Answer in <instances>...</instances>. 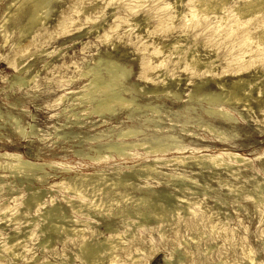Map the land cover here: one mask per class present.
<instances>
[{
	"label": "rangeland",
	"instance_id": "1",
	"mask_svg": "<svg viewBox=\"0 0 264 264\" xmlns=\"http://www.w3.org/2000/svg\"><path fill=\"white\" fill-rule=\"evenodd\" d=\"M16 1L0 0V163L5 162L2 154L18 153L24 159L41 164L43 169L33 172L28 181L22 177L18 187L0 186V208L9 205L12 209H19L18 204H23L28 187L42 190L45 205L50 204L49 199L53 196L66 215L87 222L88 231L95 230L97 238L109 236L106 223L112 222L116 228L123 229V219L117 215H106L104 208L102 211L83 210L85 213L73 211L62 197L66 194L63 188L66 181L75 176L93 174L100 179L96 174L103 171L113 178L111 173L115 166L126 170L125 167L146 164L144 160L149 157L141 155L142 147L132 148L134 154L131 159L117 156L113 148L122 141L151 137L161 143L168 142L165 135L169 133L190 143L191 148L202 147V152L219 154L232 150L248 158L250 165L241 163L235 169V164L219 168L187 163L158 168L164 172L184 174L181 193L172 187L170 190L180 196L179 200L199 201L201 206L191 203L194 209L187 214L183 209L170 214L167 221L159 224L164 226L163 235L159 234V222L154 219L143 226H133L136 235L120 244L118 249L130 247L127 252L134 254L135 237H152L151 244L141 241L137 245L144 249L140 253V263L165 264L164 260L169 259L173 264H214L220 259L221 264H264V203L260 201L264 195V43L257 48L255 39L242 42L245 31L253 32L259 28L264 10L253 17H237L232 14L233 6L243 0H229L222 12L210 10L203 15L197 10L193 17L189 11L196 8V0H51L42 9V21L20 37L17 23H4L2 18L7 13V5L10 3L8 10L13 11ZM164 3H169L170 8L162 9ZM217 14L229 15L219 29L217 19L213 17ZM25 17V13L20 14L18 21L24 23ZM247 19H250L247 24H234V29L228 32L233 22ZM6 30L8 33H4ZM175 41L184 45V58L173 50ZM22 47H26V53L14 60L15 52ZM107 58L115 64L128 66L126 76H118L114 66L115 72L112 66L106 63L104 66ZM192 59L200 63L194 64ZM206 61L211 64L204 71L202 63ZM95 62L97 64L94 65ZM110 69L115 75L107 71ZM86 70L89 74L85 73ZM107 72L110 77L115 76L116 81H110L112 78L106 75ZM91 74L110 81L108 87L117 92L107 88V93L131 98L130 105L122 107L116 104L117 107L114 104L113 108H100L97 98L103 93L92 82L94 76ZM14 75L24 77L21 84L16 83ZM237 78L248 80L251 85V92L243 98L244 102L208 100L206 93L224 91ZM7 84H11L10 87ZM90 85L95 87L88 89ZM155 89L158 91H152ZM190 94L194 97L189 98ZM222 113H228L231 119L223 120ZM207 124H213L218 132L210 131ZM124 130L131 131V134L120 137ZM220 135L225 140L222 141ZM98 152L107 158H89ZM180 153L173 149L167 157ZM183 154H189V151H183ZM5 174L7 170L0 169V176ZM5 179L11 180L10 176ZM134 179L156 188H166L163 175ZM56 183H62V187ZM259 183L262 186L256 190ZM185 185H188V192ZM138 194L137 191L132 192V195ZM67 196L80 205L81 198L72 194ZM90 197L88 193L87 198ZM124 206L131 209L134 205L128 202ZM39 208L40 205L22 209L16 223L0 220V244L22 235L21 246L16 247L20 254L11 256L3 253L0 261L6 264H40L47 259L56 264H82L75 255L78 241L71 240V237L54 238L51 245L44 248L37 243L42 222L36 215ZM120 208L116 206L113 210ZM184 220L194 221L196 225L188 229L183 225ZM218 220L225 225L212 231L211 223ZM173 224L178 225V230L173 231ZM192 236L197 239L193 240ZM182 239L184 242L179 241ZM63 246L66 247L64 251ZM247 249L252 251V262L245 255ZM183 250L188 255L177 262ZM107 259L104 257L102 263L108 264ZM124 261L128 262V259Z\"/></svg>",
	"mask_w": 264,
	"mask_h": 264
},
{
	"label": "bare ground",
	"instance_id": "2",
	"mask_svg": "<svg viewBox=\"0 0 264 264\" xmlns=\"http://www.w3.org/2000/svg\"><path fill=\"white\" fill-rule=\"evenodd\" d=\"M50 1L51 0H18L15 3V8L13 11L8 10V7L10 5V3H9L7 5V8H6L7 13L2 16L3 21H4V23L10 22V21L16 22L17 23V30H18L17 32L19 33V36L20 37L25 36L36 25H38L42 21V17H41L42 9H44ZM228 2H229V0H196V3H195L196 8L193 9L192 12L191 11H189V12L193 17L195 16L194 13L197 10L198 11L200 10L203 15L208 13L210 10L211 11L216 10L215 12L219 13V12L226 10V6H227ZM130 5H133V4H130ZM168 6H170L169 3H164L163 7H161V8L167 10L168 8H170ZM262 10H264V0H243L242 2L234 4L232 14H236L237 17H248V16L253 17L254 15H257L260 12H262ZM24 13L26 14V17H25L26 20L24 23H21L18 21V18L20 16V14H24ZM228 16L229 15H224V14L223 15L217 14V15L213 16L214 18L217 19V28L218 27L221 28L220 27L221 24L225 21V19ZM203 17H201L200 20H202ZM261 19H262V20H260L261 24L258 26L259 27L258 29H256V30L254 29L255 31H253V32H251L250 30H247L242 34V42L248 43L251 38L255 39L254 42H255V45L257 48H259L261 46V44L264 43V16ZM249 21H250V19H247L244 22H239V23L233 22L231 24L232 28L230 27L228 29V32H231L234 29V26H236L237 24H243V23L247 24ZM234 24H236V25H234ZM1 25H3V24H1ZM215 25H214V27H216ZM4 27H5V25H4ZM217 30H215V31L217 32ZM9 32H10V30H9ZM4 33H8V31L6 30V31H4ZM250 33H253V34H250ZM7 35L8 34H6V36ZM29 44H31V43H29ZM25 48L22 47L21 49H18V51L15 52V55H14L15 57L14 58L12 57V58L14 60H18L19 59L18 57H20L22 55V53H26ZM172 48L175 52H177V54L180 58H184V49H185L184 45H182L178 41H175L172 44ZM170 57H172V56H170ZM104 59H103V61H105ZM237 60H239V59H237ZM96 61L99 62L97 59H96ZM166 61H167V59H166ZM97 62H95L94 65L97 64ZM105 63L110 67L112 66L111 67L112 69L115 67L114 69L117 70L116 73L120 77L121 76L125 77L126 72L128 73V71H127L128 66L115 64V62L111 61L110 58H107L106 62L103 63L104 66H105ZM192 63L199 64L200 61L192 59ZM210 64H211L210 61L203 62L202 65L205 68L203 70L205 71L207 68H209ZM165 65H166V63H165ZM256 66H257V64L255 65V67ZM23 68L24 67H22V69ZM108 68L109 67H107V69ZM87 70H88V68H87ZM87 70L85 71V73L89 72ZM115 70H114V72H115ZM107 71L108 72L110 71L111 73L113 72V71H111V69L107 70ZM113 73L111 74L112 76L115 75V73L114 74ZM199 73H202V72H199ZM17 75H19L18 72H17ZM81 75H83V74H81ZM85 75L86 74H84V76ZM91 75L94 76V74H91ZM106 75L108 76L109 73ZM93 76H92V78H93ZM112 76L110 77V75H109L108 77L112 78ZM14 78H16V83H19V84H21L22 79H24V77H16V76ZM100 78H102V77L98 78V77L94 76L93 80L90 78V80H92V82L95 84V86L96 85L99 86V88L102 90L103 95L101 97L99 96L98 98L96 97L97 103L99 104L98 106H100V108H101V106H104V107L106 106V107H108V109L111 107L113 108L114 104L115 105L117 104V105L122 106V107L123 106L128 107L130 105L131 98L119 97V96H116L115 94H108L107 93L108 90H110V87H108L110 84L109 82L110 81H112V82L116 81V80H114V79H116L115 76L111 80L108 79V80H110L108 82L104 81ZM106 80H107V78H106ZM45 81H46V79H45ZM33 83H35V82H33ZM9 85H11V84H9ZM9 85L7 87H10ZM23 85H25V84L23 83ZM91 85L89 86L88 89L95 87V86L91 87ZM107 88H109V89L107 90ZM112 88H114V86ZM114 90H116V89H114ZM16 91H17V89H16ZM152 91L157 92L158 89H155ZM162 91H164V90H161V92ZM87 92H88V90H87ZM97 92L99 93L100 91H97ZM104 92H105V94H104ZM111 92H117V91H111ZM111 92H109V93H111ZM250 92H251L250 82L248 80H244L243 78H237V79H233L231 81L230 86L226 90L220 91V92L210 91V92L206 93V97H208L209 101H213V102L225 100V101H231V102L237 103L239 101H242L246 95L250 94ZM167 93H169V92H167ZM258 93H260V91H258ZM26 94H28V93H26ZM81 95H82L81 98H83V96H84L83 92ZM172 95H174V94H172ZM60 96H62V95H60ZM60 96H59V98H61ZM175 96H177V95H175ZM200 96H202V95H200ZM193 97H194V95H192V94L189 95V98H193ZM64 98L66 99V97H64ZM85 98H87V97H85ZM178 98H180V97L178 96ZM76 101L78 102V100H76ZM21 102L22 101H20V103ZM243 102H244V100H243ZM18 105H19V102H18ZM146 105L148 106L149 104H146ZM13 106H15V105H13ZM108 109L106 111H108ZM89 111L90 110H88V112ZM104 111H105V109H104ZM104 111L102 108V112H104ZM84 112L85 111L83 110V113ZM213 112H214V110H212L211 113H213ZM84 114H86V113H84ZM93 114H94V111H93ZM68 115H70V114H68ZM221 118L223 120L231 119V115H229L228 113H222ZM233 121H235V119ZM61 126H62V124H61ZM206 126L210 131H213L215 133L218 132V129H215L213 124H207ZM11 127H13V126H11ZM28 128H31V127L29 126ZM21 130H23V129H21ZM18 131L20 132V128ZM210 131H209V133H211ZM129 134H131V131L124 130L123 132H121L119 134V136L124 137V136H127ZM217 136L219 137L218 134H217ZM165 137L167 139H169L168 142H162L161 143L158 140H155L153 137H151L149 139L122 141L121 143H119L117 146H115L113 148L114 151L116 152L117 156H119V157L122 156L123 159H131L132 155L134 154L132 152V148L134 149V147L135 148L142 147L143 152L141 153V155L145 154L146 157H149L146 160H144L146 164H144V163L139 164V167H137L136 165H133L129 168L125 167V168H127L126 170H122V167L119 165L115 166V167H113V169H112L113 172L111 173L114 176L113 178H109V174L106 171H103L102 173L96 174V176H99L100 179H96L94 177V174L93 175H80L78 177L75 176V177L71 178L70 180L66 181V183L64 182L66 185L63 188H64L66 194H62V197L64 198L63 200L67 203V205L73 211H75V212L76 211L77 212L83 211V210L86 211L88 209L89 210H91V209L92 210H101V208L103 210V208H104L106 213H107V214L105 213L106 215H112L113 217H115L117 215L123 219V222H124L123 229L116 228L112 222H108V223H106V226H107V230L109 231V236H102V238H97V236H96L97 232H95V230H90V232L88 231L87 222H85L84 220H79V219L73 218L72 216L66 215L65 212L63 211L62 207H60V205L56 203L55 197H53V196L50 197V199H49L50 204L45 205L43 203L44 191L38 190V189H31L30 187L27 188V190L23 196L24 197L23 204L21 201H20L21 203L18 204V205H20L21 208L17 209V207H16V208L12 209L9 205H5L4 207L0 208V220L6 221L8 219V220L14 221L16 223L19 221V215L22 213V209L29 210L32 207H38L40 205V208L37 209L36 215H38L40 217L39 219H41V221H42L40 224V227H39L40 235L37 238V243L39 245H41V247L44 248L46 246L51 245L52 240H54V238H61L64 235V236H66V238L71 237V240H77L78 241V244H76L77 248L75 249L76 250L75 255L81 259L82 264H103L102 261H103L104 257L108 258L107 259L108 264H115L117 261L120 262L118 264H149V262H147V261L141 262V263L139 262V260L141 258L140 253L142 251H144V249L138 247L137 245L141 241L142 242H149L151 244L152 237H150L149 239L140 238V236L135 237V239L133 241V247H134V250L136 252V253H134L135 255L127 252L130 249V247L124 246V247L120 248V250L118 249L120 244H122V245L125 244L126 241L128 240V238L136 235V230H134L133 226H139V227L143 226V224L145 225V224L149 223L152 219L158 221L159 223L158 222H156V223H158V225H159L160 223L167 221L170 214H174V212H178V211H180V209L185 210L186 214H187V211L190 212L191 210H193L194 207L192 208L190 206L191 203L195 204L196 206H199V207L201 206V203L199 201L192 202V201H189L188 199H185L184 201L179 200L180 196H178L175 192L170 190V187H172L173 189H177L181 193L182 189H184L182 183H185L184 179L186 177L184 174H181V173H178L175 171L164 172L158 168L167 167L171 164L183 165V164H187V163H195L201 167H203L204 165H213V166H216L219 168L230 167V166H233V164H235V169L239 168L241 163H243L245 166L250 165V160L248 158H246L243 155H241L237 152H234L232 150L222 151L219 154H211V153H206V152L200 151V149L202 147H192L191 148V147H189L190 143H186L182 140H179L169 133H166ZM221 137H222L221 138L222 141L225 140L224 136H221ZM173 149H175V150H177V152H181V153L178 155H175V156L167 157L169 152H171ZM186 150L189 151V154H183V151H186ZM263 155L261 154V156H263ZM2 157L5 159V162L2 164L0 163V169L7 170V174L0 176V186L6 185L8 187H11V186H15V187L17 186L18 187L22 183V177H25V179L28 181L29 178L33 177V175H34L33 172L43 169V166L41 164H36L35 162H32L28 159H24L18 153H4V154H2ZM89 158L93 159V160H99V159H103V158H107V157L98 152V153H96V155H93ZM62 166L66 167V168L68 167L67 165H64V164H62ZM138 171L139 172L142 171L145 173L144 174L139 173ZM155 175H163L165 177V182L163 183V185H165L166 188H160V187L156 188L155 186H150L149 184H144L143 181L136 182L135 181L136 179H134L135 177L141 178V177L155 176ZM8 176H10V179H11L9 182L7 181V179H5ZM104 176H105V178H104ZM56 184H58V183H56ZM58 186L62 187V183H59ZM185 186H186L185 189L187 191L189 189V188H187L188 185H185ZM261 186H262V184L259 183L256 186V190L260 189ZM232 188H233V186H232ZM116 191H117V194H114V192H116ZM134 191H137L139 194L137 196L132 195V192H134ZM88 193L91 194L90 198H87ZM67 194H72L76 197L81 198L79 200L80 205L75 204L74 200L72 198H69L67 196ZM260 201H262L264 203V195L262 196V198L260 197ZM128 202L132 203L134 205L133 207H131V209L124 206V204H127ZM116 206H119V208L121 206V208L117 209L115 211V210H113V208L115 209ZM255 210H257V209H255ZM85 211H83V212L85 213ZM260 211L261 210H259V212ZM194 214L196 215V213H193V215ZM125 217H127V218H125ZM169 219H171V218H169ZM181 220H183V217ZM1 222H3V221H1ZM166 225H168V224L166 223ZM183 225L188 229H193L194 226L196 225V223H194V221L184 220ZM220 225H225V223L222 224V222L219 220L216 221L215 223L214 222L211 223V230L212 231L218 230L219 229L218 227ZM163 227L164 226L159 225V229H157L160 235L165 234V232L163 231ZM157 228H158V226H157ZM171 228H173V231H176V230H178L177 229L178 225L173 224V226H171ZM224 229H226V228H224ZM15 231L17 232V230H15ZM231 233H233V232H231ZM30 236L31 235H29V237ZM200 236L204 237L202 235H200ZM210 236H211V234H210ZM23 237L25 238L26 236H23ZM21 238H22V235H16L13 239H11V241H6L3 239L4 241L0 244V249H1L0 257H3V255H4L3 253H6V254L8 253V255L16 256L19 253V252L18 253L16 252V247L21 246L20 245L21 244V241H20ZM24 238H23V241H24ZM191 238L193 240L197 239L195 236H192ZM179 241L184 242V239L179 240ZM189 242H190V240H189ZM181 244H183V243H181ZM65 248L66 247L63 246V251ZM179 248H181V247H179ZM206 250H207V248H206ZM182 252L183 253L180 254L181 257L179 256V258H178V256H177V258H178V259H176V260H178L177 262H180L182 260V258L185 257L184 255L187 254V252H185L184 250ZM251 252H252L251 249H247L246 253H245L247 259L250 262L253 261V256H252ZM150 254H152V253H150ZM204 254L202 253V255H204ZM8 255H6V256H8ZM177 255H178V253H177ZM189 255H191V254H189ZM117 256H119V259H116ZM190 257L192 258V256H190ZM124 259H128V262H125ZM164 261H165V264H173L172 260L169 261V259L168 260L166 259ZM183 262H184V260H183ZM0 264H6V262L0 261ZM40 264H56V263L51 262L47 259H44L40 262ZM214 264H221V260L219 259L216 263L214 262ZM237 264H243V263H237Z\"/></svg>",
	"mask_w": 264,
	"mask_h": 264
}]
</instances>
